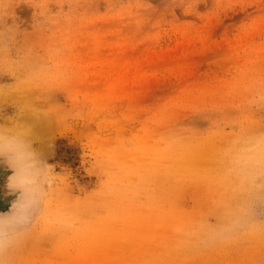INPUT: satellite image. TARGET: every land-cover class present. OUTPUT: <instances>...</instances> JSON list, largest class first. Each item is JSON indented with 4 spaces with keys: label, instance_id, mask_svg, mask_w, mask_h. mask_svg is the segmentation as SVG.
Here are the masks:
<instances>
[{
    "label": "rangeland",
    "instance_id": "374dc122",
    "mask_svg": "<svg viewBox=\"0 0 264 264\" xmlns=\"http://www.w3.org/2000/svg\"><path fill=\"white\" fill-rule=\"evenodd\" d=\"M0 264H264V0H0Z\"/></svg>",
    "mask_w": 264,
    "mask_h": 264
}]
</instances>
